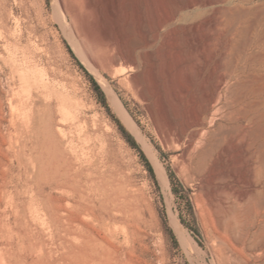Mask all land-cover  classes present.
I'll use <instances>...</instances> for the list:
<instances>
[{"label": "rangeland", "instance_id": "374dc122", "mask_svg": "<svg viewBox=\"0 0 264 264\" xmlns=\"http://www.w3.org/2000/svg\"><path fill=\"white\" fill-rule=\"evenodd\" d=\"M189 1L77 0L95 28V66L55 0H0V264H264V0ZM118 43L139 68L107 63ZM33 93L71 109L115 156L109 196L123 219L103 221L51 186L45 116L38 151L24 149L10 99ZM197 105L210 107L203 129L178 139L166 115L180 129Z\"/></svg>", "mask_w": 264, "mask_h": 264}, {"label": "bare ground", "instance_id": "6f19581e", "mask_svg": "<svg viewBox=\"0 0 264 264\" xmlns=\"http://www.w3.org/2000/svg\"><path fill=\"white\" fill-rule=\"evenodd\" d=\"M199 1L200 0H191L189 1L188 5H192L194 2ZM92 6L93 3L89 1L88 7ZM55 9L57 19H59L60 21L65 20L66 22L67 17H71L72 29L74 30L76 36L79 37L78 41H80L84 53L88 56L93 65L99 66L100 62L92 52V44H94L96 41V33L95 28L90 22V15L84 13L81 10V6L77 2V0H55ZM262 10L264 11V9ZM225 12L226 10L224 11V13ZM228 12L229 14L231 13L229 10ZM237 12L240 13V11H236V13ZM5 21L6 19L4 9L0 2V23L5 24ZM105 34L107 37H112L108 32H105ZM12 36L13 32L11 33L9 29L8 31L6 29V38L10 40L12 39ZM117 48V55L110 56L109 58H107L108 64L116 65L120 62V59H124L125 62L130 63L132 67H140V61L135 55H133L134 53L126 54L121 44ZM132 78L135 84L139 83L140 77L138 75L133 74ZM37 94H30V98L26 99L24 102H20L22 100L18 102V99H10L13 105L11 122L13 123L14 133L15 135H18V137L21 138V143L23 144L24 149L31 148L32 151H38L41 140L40 122L42 118L44 119V117L41 116H45V133H47L45 134L47 137L46 139L51 143V147L54 148L58 157L57 173H59V177L57 180L52 182L51 186L53 188L63 189L74 198L77 197L76 201L79 203L80 207L83 209L84 212L91 213L93 211L94 213V211H98V214L100 215L103 221L123 219V212L120 206V202L117 199H112L109 196V188L115 183L116 179H118V176L120 174V167H118V164L116 163L115 156L109 150H106L102 145H98L97 139L92 135V133H90L88 130H82L80 128V126L78 125L80 119L72 112L71 109H67L66 107L62 106L58 107L55 102L51 99L43 101L37 96ZM110 99L114 108L121 114L126 123L137 133L141 134L139 127L135 125L121 110L117 102V95H115V93H111ZM14 104H17L19 111L15 109L17 107ZM172 105V107H174L172 109H175L174 111L178 110L179 101H177V99L174 100L172 102ZM202 106L197 105L189 107V110L186 112V115L184 116L181 122L180 129H178L176 123L173 122L168 115H166L170 129L177 136L178 139H181L182 136L189 131L192 132L193 138L199 136L201 130L203 129L207 114L210 109L209 105H206L204 107ZM162 107H164V105H162ZM241 109L243 110L242 107ZM245 138H247L246 132L242 131L240 138H238V140L234 143V145L236 146H242L243 151H245ZM145 148L153 157L160 180L164 182V179L166 177L164 176L162 163L156 160V156H153L152 147L148 145V143L145 144ZM246 149L249 148H247L246 146ZM204 151L206 150L204 149L203 152L200 151V156L202 157L200 158L201 161L205 158ZM183 228L184 226L181 229ZM177 229H179V227ZM181 231L182 230H180L179 232ZM183 231L182 234H184V232H187ZM179 232L177 233L179 234ZM182 234L180 233L179 236L181 237ZM185 235L186 233L184 234V236ZM184 236H182V238L186 239V237L188 238L190 235L186 237ZM192 241L190 240L189 242ZM186 245H188L187 242Z\"/></svg>", "mask_w": 264, "mask_h": 264}, {"label": "trees", "instance_id": "16d2710c", "mask_svg": "<svg viewBox=\"0 0 264 264\" xmlns=\"http://www.w3.org/2000/svg\"><path fill=\"white\" fill-rule=\"evenodd\" d=\"M94 83L96 84L97 89H100V87L98 86V84L95 80H94ZM102 95H103V93H102ZM150 169H152L151 166H150Z\"/></svg>", "mask_w": 264, "mask_h": 264}]
</instances>
